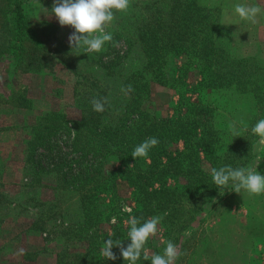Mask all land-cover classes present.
<instances>
[{"label": "trees", "instance_id": "16d2710c", "mask_svg": "<svg viewBox=\"0 0 264 264\" xmlns=\"http://www.w3.org/2000/svg\"><path fill=\"white\" fill-rule=\"evenodd\" d=\"M5 1L0 7V60L11 61L10 74L46 73L43 61L50 51L31 25L23 0ZM132 7L114 10L115 19L105 29L113 40L100 52L83 53L67 45L79 116L45 110L25 140L29 185H39L45 175L55 177L56 200L46 204L49 214L38 216L40 223L33 228L47 231V224L57 221L61 250L56 264H129L115 246L117 259H105L103 242L119 239L126 246L129 217L143 223L154 214H162L179 252L186 253L191 264H200L216 253L212 243L219 241L214 228L211 237L201 235L204 221L234 192L231 181L226 189L215 186L202 163L264 170V145L251 132L264 119L262 54L241 53L231 26L220 20L221 6L211 0H135ZM24 55H30L26 70L21 69ZM173 57L182 60L170 72ZM195 74L199 78L189 83ZM129 84L134 91L126 94L121 89ZM155 84L178 95L171 115L158 116L153 109ZM93 97H107L103 112L92 109ZM233 123L241 136L230 131ZM149 137L159 143L147 157L134 160V147ZM110 156L117 159L116 166L109 165ZM122 185L130 190L127 198L120 193ZM256 196L264 204V194ZM197 198L200 202L194 206ZM127 199L133 201L131 213L122 210ZM256 216L248 214L237 231L251 241V248L252 236L264 234V218ZM71 242L81 245L73 249ZM244 252L240 246L237 264ZM158 253L149 237L136 264H151L144 255ZM223 257L232 264L227 254ZM213 261L208 264H218Z\"/></svg>", "mask_w": 264, "mask_h": 264}, {"label": "rangeland", "instance_id": "374dc122", "mask_svg": "<svg viewBox=\"0 0 264 264\" xmlns=\"http://www.w3.org/2000/svg\"><path fill=\"white\" fill-rule=\"evenodd\" d=\"M134 1L135 0H130L127 10H134V7H132ZM211 1L219 7L222 2V0ZM4 5L6 6L7 2L5 0H0V7ZM52 6L53 0H23V8L25 13L27 12L29 15L31 25L43 39L44 44L49 48V58L43 61L47 72L36 75L27 72L17 74L12 72L9 74L10 70L6 64L0 65L1 242L4 241V238H7V234H12V232H6L8 230H13L12 228H15L16 239L20 238V240L33 242V239L30 240L29 237H26V234H24L25 228L33 226L35 223L38 225L40 223V221H36L39 218L38 216L45 218L50 212L46 211V204L56 200L57 194L55 190L49 188L55 183L53 174L43 176L39 182L40 184L37 186H31L29 182L24 184L20 181L23 174H26L25 140L30 135V125L34 122L35 115L41 113L46 108H52L62 109L69 118H76L79 116L77 101L74 100L72 95L76 77L73 73L74 71L68 70L67 62H69V59L66 57L67 54L70 55V53H67V38L74 29H72L71 26L59 25L54 14L51 12ZM228 19L231 20L232 16L229 15ZM221 22L223 21L221 20ZM1 24L2 15L0 12V42L2 39L1 34L2 32L4 33ZM230 25L233 31V41L236 42L241 53L244 52L249 55L255 52L259 54L260 51H263L261 56L264 57V28L261 24H258L260 26L259 31L256 29L257 24H255L256 28H253V30L250 28L252 24H246L248 28H242V31H245L243 33L244 39L238 35V26L233 24ZM254 34H260L261 37L249 38L250 35ZM30 55H24L27 60L21 64V69L26 70V68L31 67L30 60L28 59ZM181 60V57L171 58L169 71L172 72L174 63H180ZM198 78V75L195 74L188 79V82L192 83ZM190 95L195 97V94ZM153 98V109L156 110V114L158 116H167L172 114V107L179 97L173 92L172 88L155 84ZM28 106H30V108H28ZM176 146L181 148L182 143L179 142ZM108 163L110 166H116L118 161L114 156H110ZM202 167L206 171H210L211 169L210 164L206 161L202 163ZM258 172L264 175V170ZM169 181L173 183L172 179ZM120 193L127 198V196L130 195V190L122 185ZM260 199L264 200V196ZM199 202L200 199L197 198L196 201L192 203H194L195 206ZM124 205L128 207L133 206V201L127 199ZM262 206H264V204L257 200L256 195H250L243 189L241 193L233 192L232 195L226 197L223 202L220 203L217 210L214 211V215L207 218L206 221H204L205 224L203 223L204 233L201 235L211 237L209 230L214 228L217 232L215 237H217L219 241H215L214 244L212 243V248L215 246L217 248L216 253L209 258L204 257L200 261V264H208L211 260H214L213 263L218 262V264H226L223 257L224 254H227V259L232 264H237V262H239L238 251L240 250V246L243 247L245 251L244 259L241 264H264V234L252 236L253 245L251 248V241L242 238L240 233L237 232L240 226L246 223L248 214L251 213L253 216L257 215L256 217L258 220L259 215L264 218V209ZM40 211L41 213H39ZM157 215L162 216V214H154L153 216ZM56 224L58 225L57 221H55V223L50 221L47 224V235L41 237L42 239L40 237L38 238L42 240V242H45L46 248L44 247L43 251L34 247V249L25 252L27 257H34L33 261H28L26 263L14 261L0 264H55L57 258V256L55 257V252L58 253L61 250V243L58 238L60 228L57 227ZM157 229V234L150 237L153 246L159 251L158 254H163V250L166 247L165 242H172V233L168 235L163 219L158 224ZM28 235L27 233V236ZM79 245H81L80 242L70 243L73 249L78 248ZM175 245L179 251V245ZM223 245L224 248H220ZM226 245L229 246V248H226ZM210 248L211 245L203 249V251L206 250L205 254H208L207 250ZM151 253L152 250H147V254ZM38 255L42 256L40 261L35 260ZM175 264H191V262L188 255L184 253L178 256L175 260Z\"/></svg>", "mask_w": 264, "mask_h": 264}, {"label": "clouds", "instance_id": "9594fccd", "mask_svg": "<svg viewBox=\"0 0 264 264\" xmlns=\"http://www.w3.org/2000/svg\"><path fill=\"white\" fill-rule=\"evenodd\" d=\"M129 4L130 0H53L51 12L59 25L71 26L74 29L67 38L71 49H83V53L100 52L106 42L113 40L111 33L106 32L105 29L115 19L114 10L127 11ZM232 12L240 20L248 21L253 25L259 22V16H264V8L258 4L237 3L233 6ZM227 24L234 23L229 22ZM121 90L126 94L134 91L130 84L122 86ZM90 104L94 111L103 112L108 100L107 97H93ZM229 128L234 137L241 136L234 123L230 124ZM245 130L247 129L245 128ZM75 132L73 131V133ZM251 132L259 137V144L264 145V119L258 120L252 126ZM158 143L157 138L149 137L134 147L131 156L134 160L138 157H147L149 150ZM210 175L214 185L219 189H226L231 181L233 183L232 191L236 193H241L243 189L250 195L264 194V175L251 167L236 169L230 165L219 168L213 167L210 169ZM122 210L129 213L132 211L127 205H124ZM162 219V216L157 215L141 223L140 218L130 216L126 222L129 226L127 238L130 239V243L124 246L119 239L104 240L101 249L102 256L108 260H116L117 256L112 251L115 246L119 248L120 256L124 261H128L129 264H136L149 237L157 234V226ZM113 235L114 233L111 234V236ZM165 243L166 247L163 254H152L150 257L145 254L144 260H150L151 264H175V260L183 253L178 251L173 242L166 241ZM19 253L23 254L24 249H20Z\"/></svg>", "mask_w": 264, "mask_h": 264}, {"label": "crops", "instance_id": "0c3cea01", "mask_svg": "<svg viewBox=\"0 0 264 264\" xmlns=\"http://www.w3.org/2000/svg\"><path fill=\"white\" fill-rule=\"evenodd\" d=\"M237 3H243V4H248V5L258 4L260 7L264 8V0H222L221 5H220L221 6V13H220L221 20L225 24H227L229 22H233L234 23L233 25H235V26L237 25L238 29H239L238 35H239V37H242L244 39V34L243 33L245 31L244 30L242 31V28L247 29L248 27H247L246 24H249L250 22L244 21V20H240L238 16L233 14V12H232L233 6L235 4H237ZM229 15L232 16L231 20L228 19ZM258 21L259 22L257 23V28H256V25L252 24V26L250 27L252 30H253V28L254 29L256 28L259 31V27L260 26L258 24H261V26L264 28V16H259L258 17ZM227 25H230V24H227ZM251 37L253 39L254 37H261V36H260V34H256V35L254 34V35H250L249 36V38H251ZM256 53L257 52H255L254 54H256ZM260 53L262 54L263 51H260ZM243 54H245V53L243 52ZM245 55H248V54H245ZM249 55H252V54H249ZM10 63H11V61L8 60V59H1L0 60V65H5L6 64L8 69H10V67H9ZM14 74H17V73H14ZM32 102H33V100H32ZM28 108H30V106H28ZM51 109L52 108H46L43 111L51 110ZM39 114H41V113H39ZM39 114H36L35 118ZM25 173H27V172H25ZM20 181H21V183L26 184L27 182H29V175L23 174L22 178H20ZM54 185H55V183L52 186H50L49 188L50 189H54V187H53ZM55 192H56V190H55ZM12 229L13 230L6 231V232H12V234H10V235L7 234V238H4L3 242L0 241V253L2 254V255L0 254V263H11V262H14V261L15 262H24V263H26L28 261H33L34 257H31V258L27 257L25 252H28V251L34 249V247H36V248H38V249L43 251L44 247H45V244H44L45 242H42V240H39L38 238L46 236L47 235L46 231L36 230L35 228H33V226L26 227L25 230H24V234H26V237H29L30 240L33 239V242H32V241H28V240H22V239L20 240V238L16 239V237H15L16 236L15 228H12ZM27 233L29 234L28 236H27ZM35 235H37V236H35ZM4 237H5V235H4ZM20 249H24V253L23 254L19 253ZM56 253L57 252H55V257H56ZM41 257L42 256L38 255V257L35 260H39L40 261ZM55 264H56V262H55Z\"/></svg>", "mask_w": 264, "mask_h": 264}]
</instances>
